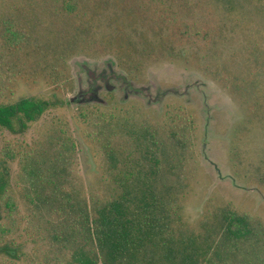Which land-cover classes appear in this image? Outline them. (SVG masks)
<instances>
[{
  "label": "trees",
  "instance_id": "trees-1",
  "mask_svg": "<svg viewBox=\"0 0 264 264\" xmlns=\"http://www.w3.org/2000/svg\"><path fill=\"white\" fill-rule=\"evenodd\" d=\"M4 1L0 128L14 133V123L23 132L63 105L36 99L5 105L14 76L43 77L59 90L69 88L67 61L86 54V41L101 19L108 20V6H117L123 20L137 21L153 36L168 32L172 46H194L199 38L213 43L223 32L216 0ZM195 13L203 17L200 24ZM117 31L116 38L103 36L101 46L121 70L156 53L154 44L138 51ZM75 117L87 126L85 138L100 168L98 186H83L77 144L63 120L51 122L34 145L3 146L0 157L18 166L12 182L24 212L0 158V255L14 259L5 242L24 226L34 250L14 259L16 264H264V225L252 216L224 205L205 213L195 227L183 218L196 142L195 122L183 108H172L155 122L130 108L95 105L79 108Z\"/></svg>",
  "mask_w": 264,
  "mask_h": 264
},
{
  "label": "rangeland",
  "instance_id": "rangeland-1",
  "mask_svg": "<svg viewBox=\"0 0 264 264\" xmlns=\"http://www.w3.org/2000/svg\"><path fill=\"white\" fill-rule=\"evenodd\" d=\"M6 3L0 0V4ZM216 3L223 15V32L213 43L199 38L194 46L174 45L172 41L174 46L169 45L168 32L162 31V38L153 36L137 21L123 20L126 16L117 6H108V20L105 17L97 24L90 45L86 41V54L67 61L72 79L69 88L59 90L43 77L14 76L3 95L5 105L22 99L61 101L63 105L45 112L23 132H19L17 123H14L16 133L0 128V150L3 146L17 150L22 144L34 145L40 142L51 122L63 120L77 144V170L83 186L93 189L98 186L100 168L93 147L85 138L87 126L75 117L79 108L94 105L130 108L151 122L162 120L172 108H183L196 127L195 153L188 165L190 186L181 205L183 218L195 227L205 213L228 205L264 225V0H216ZM202 19L195 13V22L200 24ZM213 26L218 28L216 24ZM119 29L138 51L154 44L157 47L154 56L141 57L140 64L128 72L121 70L101 46L103 36L116 38ZM160 48L163 51L159 53ZM85 70L105 73L114 90L107 92L100 87L95 94L92 89L86 91L90 79ZM80 88L84 96L71 103ZM82 100L85 104L79 105ZM2 160L10 182L16 181L17 164ZM14 181L12 195L23 215ZM2 214L0 210V217ZM26 234L21 226L5 242L7 252L11 251L15 260L20 261L34 250ZM14 259L1 254L0 264L18 263Z\"/></svg>",
  "mask_w": 264,
  "mask_h": 264
},
{
  "label": "flooded vegetation",
  "instance_id": "flooded-vegetation-1",
  "mask_svg": "<svg viewBox=\"0 0 264 264\" xmlns=\"http://www.w3.org/2000/svg\"><path fill=\"white\" fill-rule=\"evenodd\" d=\"M85 75L87 78L90 79V82H86V91H89L90 89H92L91 92H93L94 94L95 93H98L101 89L100 87H105L106 91L107 92H111L113 91V86L110 85V81L109 79H107L105 77V73L101 72V73H96L92 70H85ZM95 84V86L92 88V85ZM100 84V85H98ZM82 88H80V91H78V95L76 96V98L72 99L71 100V103H74L75 100L78 98V97H83L85 92L84 91H81ZM83 101V100H82ZM85 101H83L82 103H79V105L81 104H85L84 103Z\"/></svg>",
  "mask_w": 264,
  "mask_h": 264
}]
</instances>
